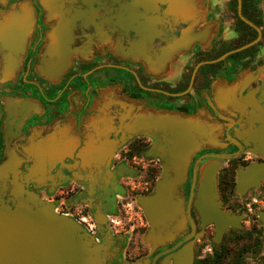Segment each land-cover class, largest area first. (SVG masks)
<instances>
[{"label": "flooded vegetation", "instance_id": "af4514ba", "mask_svg": "<svg viewBox=\"0 0 264 264\" xmlns=\"http://www.w3.org/2000/svg\"><path fill=\"white\" fill-rule=\"evenodd\" d=\"M259 164L264 0H0L5 202L16 187L50 202L104 264H174L191 240L192 264L264 256V174L248 171ZM212 165L241 224L219 241L195 206ZM163 179L176 181V214L152 226L138 197Z\"/></svg>", "mask_w": 264, "mask_h": 264}, {"label": "water", "instance_id": "95a60500", "mask_svg": "<svg viewBox=\"0 0 264 264\" xmlns=\"http://www.w3.org/2000/svg\"><path fill=\"white\" fill-rule=\"evenodd\" d=\"M249 172L264 174V164L252 165ZM246 179L239 174L240 186ZM173 180L163 179L153 195L139 196L138 203L153 226L176 214L172 204ZM214 166L199 181L195 206L201 226L212 224V239L219 241L230 227L241 228L240 216L222 209L214 189ZM12 204L0 197V264H104L97 243L75 220L57 213L50 202L39 200L16 187ZM263 223L264 209L259 211ZM192 240L174 254V264H192Z\"/></svg>", "mask_w": 264, "mask_h": 264}, {"label": "trees", "instance_id": "16d2710c", "mask_svg": "<svg viewBox=\"0 0 264 264\" xmlns=\"http://www.w3.org/2000/svg\"><path fill=\"white\" fill-rule=\"evenodd\" d=\"M261 259L262 264H264V256ZM242 262L243 254L241 252L231 254L226 250H221L220 252L215 251L209 258V264H242ZM197 264H202L201 260H198Z\"/></svg>", "mask_w": 264, "mask_h": 264}, {"label": "rangeland", "instance_id": "374dc122", "mask_svg": "<svg viewBox=\"0 0 264 264\" xmlns=\"http://www.w3.org/2000/svg\"><path fill=\"white\" fill-rule=\"evenodd\" d=\"M244 229H240L239 231H231L228 234H225V237H231V236H245V231H243ZM227 241V239H223V242ZM205 243H208V239L205 241ZM224 245V243H223ZM243 264H262V259L261 257L263 256H243Z\"/></svg>", "mask_w": 264, "mask_h": 264}]
</instances>
